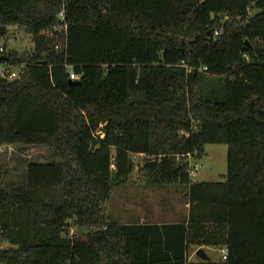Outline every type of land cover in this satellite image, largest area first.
I'll return each mask as SVG.
<instances>
[{
  "label": "trees",
  "instance_id": "trees-1",
  "mask_svg": "<svg viewBox=\"0 0 264 264\" xmlns=\"http://www.w3.org/2000/svg\"><path fill=\"white\" fill-rule=\"evenodd\" d=\"M0 26L33 44L0 52L18 69L0 74V147L50 154L23 184L0 180V239L15 247L0 264H207L188 262L190 245L264 264V0H0ZM209 144L227 146L224 182L176 160ZM134 155L147 185L185 186L186 221L104 214Z\"/></svg>",
  "mask_w": 264,
  "mask_h": 264
},
{
  "label": "rangeland",
  "instance_id": "rangeland-1",
  "mask_svg": "<svg viewBox=\"0 0 264 264\" xmlns=\"http://www.w3.org/2000/svg\"><path fill=\"white\" fill-rule=\"evenodd\" d=\"M0 47H5L6 52H29L33 48L31 37L23 29H15L0 36ZM214 78L210 79L209 88L216 85ZM214 88V87H213ZM227 146L225 144H209L204 146V154L199 159L197 156L176 157L177 161H187L188 171L196 164L198 171L194 182H224L227 170ZM143 155H134L132 160L134 170L126 183L113 186L109 199L102 204L103 212L116 223H128L137 215H142L143 210L150 212L153 217L147 221L161 222L164 220L175 221L183 213L181 209L186 195L183 185H147L144 178ZM50 160L46 147H24L20 144H9L0 147V180L5 185L23 184L26 178V165L31 161ZM192 164V165H191ZM174 196L177 199L174 204ZM149 200V206L144 203ZM160 217H159V216ZM162 217V218H161ZM73 229H71L72 231ZM5 240L0 239V250L14 249ZM220 252L211 255V261H217ZM209 264V263H207Z\"/></svg>",
  "mask_w": 264,
  "mask_h": 264
},
{
  "label": "crops",
  "instance_id": "crops-1",
  "mask_svg": "<svg viewBox=\"0 0 264 264\" xmlns=\"http://www.w3.org/2000/svg\"><path fill=\"white\" fill-rule=\"evenodd\" d=\"M173 202H174V204H176V202H177V199H175V196H174V201ZM149 203L150 202L148 200L146 203L143 204L144 207L145 208L148 207L150 205ZM189 207H190V203L188 201V198L185 195V198L183 200V204H182V207H181V209H183V213L180 216H178V217H173L174 219L177 218V220H175V221H170V222L168 220H164V221H161V222H158V221L157 222L147 221L148 218L150 219V217H153V216L150 214V212H147L146 210H143V214L142 215H137V216H135L133 218H130L129 220H131V221L128 222V223H119V224H134V225L155 224V225H164V224L179 223L181 221H186V218L188 216ZM200 248L203 249V251L205 252V254L208 257V260L205 261V262H207L209 264H223V262L221 261V260H223L222 259V255L219 258H217V261H211V258H210L211 255H213V254L217 255L218 252H220V254H221L222 248H213V247H209V246L196 247V246H192V245H190L188 247V250H187V260H188V262L202 261L196 256V252Z\"/></svg>",
  "mask_w": 264,
  "mask_h": 264
},
{
  "label": "built area",
  "instance_id": "built-area-1",
  "mask_svg": "<svg viewBox=\"0 0 264 264\" xmlns=\"http://www.w3.org/2000/svg\"><path fill=\"white\" fill-rule=\"evenodd\" d=\"M57 17H58L59 27H60L58 29L60 30L62 28L63 30H61V32L64 33V31L66 30L64 9L59 11ZM214 36L215 37L218 36V31L214 33ZM64 42H63V44H65ZM61 45L62 44L60 43L55 48L58 49V48H60ZM3 51H4V48L0 47V52H3ZM0 74L4 75L9 80H14L18 75V69L14 68L10 65L3 64L2 66H0ZM69 79L70 80H76L77 79V75L71 69L69 71ZM188 157L191 158L190 155H188ZM111 168H113V165H111ZM197 171H198V166L196 164L191 166V170H189V171L187 170L188 176L191 180L196 177ZM221 255H222V259L225 260L226 256H227V249L226 248H222Z\"/></svg>",
  "mask_w": 264,
  "mask_h": 264
},
{
  "label": "water",
  "instance_id": "water-1",
  "mask_svg": "<svg viewBox=\"0 0 264 264\" xmlns=\"http://www.w3.org/2000/svg\"><path fill=\"white\" fill-rule=\"evenodd\" d=\"M16 27L15 26H0V36L5 34L6 32L8 31H11V30H15ZM1 60V59H0ZM40 162H43V160H41ZM196 256L202 260V262H205L208 260V257L207 255L205 254V252L203 251V249H198L197 252H196Z\"/></svg>",
  "mask_w": 264,
  "mask_h": 264
}]
</instances>
